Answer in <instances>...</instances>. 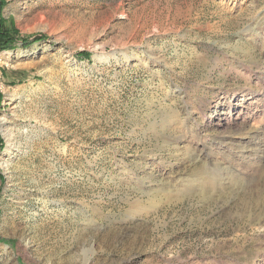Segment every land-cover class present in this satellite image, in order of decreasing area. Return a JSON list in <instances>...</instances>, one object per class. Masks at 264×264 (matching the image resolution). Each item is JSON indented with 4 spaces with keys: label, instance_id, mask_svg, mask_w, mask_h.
I'll use <instances>...</instances> for the list:
<instances>
[{
    "label": "rangeland",
    "instance_id": "1",
    "mask_svg": "<svg viewBox=\"0 0 264 264\" xmlns=\"http://www.w3.org/2000/svg\"><path fill=\"white\" fill-rule=\"evenodd\" d=\"M1 24L0 264H264V0H0Z\"/></svg>",
    "mask_w": 264,
    "mask_h": 264
},
{
    "label": "trees",
    "instance_id": "2",
    "mask_svg": "<svg viewBox=\"0 0 264 264\" xmlns=\"http://www.w3.org/2000/svg\"><path fill=\"white\" fill-rule=\"evenodd\" d=\"M34 39H39L40 35H33ZM29 37H23L27 40ZM14 43V37L11 35V29L6 28L3 24L0 25V49H6L12 46ZM1 141V138H0Z\"/></svg>",
    "mask_w": 264,
    "mask_h": 264
},
{
    "label": "bare ground",
    "instance_id": "3",
    "mask_svg": "<svg viewBox=\"0 0 264 264\" xmlns=\"http://www.w3.org/2000/svg\"><path fill=\"white\" fill-rule=\"evenodd\" d=\"M202 173H204V172H202ZM206 177V176H205ZM187 183V182H186Z\"/></svg>",
    "mask_w": 264,
    "mask_h": 264
}]
</instances>
